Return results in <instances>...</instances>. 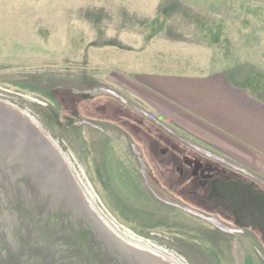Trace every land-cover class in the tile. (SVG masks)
<instances>
[{"label":"rangeland","instance_id":"rangeland-1","mask_svg":"<svg viewBox=\"0 0 264 264\" xmlns=\"http://www.w3.org/2000/svg\"><path fill=\"white\" fill-rule=\"evenodd\" d=\"M113 46L264 101V0H0V264H264L263 233H221L150 197L134 117L142 151L164 134L264 179L118 91Z\"/></svg>","mask_w":264,"mask_h":264},{"label":"crops","instance_id":"crops-1","mask_svg":"<svg viewBox=\"0 0 264 264\" xmlns=\"http://www.w3.org/2000/svg\"><path fill=\"white\" fill-rule=\"evenodd\" d=\"M111 50L112 69L107 65L106 72H113L111 83L118 91L138 97L160 120L195 134L264 179V101L236 88L220 72H164L147 49Z\"/></svg>","mask_w":264,"mask_h":264},{"label":"flooded vegetation","instance_id":"flooded-vegetation-1","mask_svg":"<svg viewBox=\"0 0 264 264\" xmlns=\"http://www.w3.org/2000/svg\"><path fill=\"white\" fill-rule=\"evenodd\" d=\"M134 118L129 140L137 144L142 184L147 186L153 201L165 204L170 215L183 211L203 218L221 233L249 231L252 235L264 234V229L259 226L243 227L246 221L237 216L236 208L228 200L232 194L243 191V184H254L263 193L264 188L244 178L237 168L227 166L207 153L180 147L168 135L152 138V142L145 143L147 151H142V117ZM124 119L125 124L130 122L128 118Z\"/></svg>","mask_w":264,"mask_h":264},{"label":"water","instance_id":"water-1","mask_svg":"<svg viewBox=\"0 0 264 264\" xmlns=\"http://www.w3.org/2000/svg\"><path fill=\"white\" fill-rule=\"evenodd\" d=\"M72 189V188H71ZM243 191L239 193L232 194L229 197V201L234 205L236 208L237 216L242 218L246 221V223H243V227H250L253 226H259L264 229V193L261 189L255 188L254 184L250 185H242L241 188ZM74 197L70 199L71 205H73L76 209H80L79 211L83 212L85 211L84 207V201L81 199V197L77 196V191L72 190ZM103 234V239L106 241V253L109 256H112V253L115 252L117 249V244L113 242L106 233ZM12 239V238H11ZM12 242H15L14 244H19L18 240L14 239ZM25 246H28L25 241L23 242ZM15 247L11 246L9 249L13 250ZM33 248V247H32ZM47 247H45L46 249ZM34 249V248H33ZM38 250V249H35ZM29 252L26 253L28 255ZM53 257L51 254L50 257ZM52 258H49V260ZM15 260V258H14ZM120 264V263H115Z\"/></svg>","mask_w":264,"mask_h":264}]
</instances>
